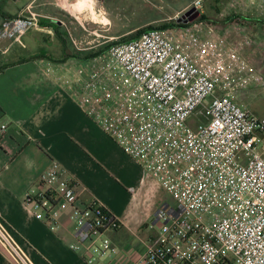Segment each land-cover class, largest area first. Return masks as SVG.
Listing matches in <instances>:
<instances>
[{"label": "built area", "instance_id": "built-area-1", "mask_svg": "<svg viewBox=\"0 0 264 264\" xmlns=\"http://www.w3.org/2000/svg\"><path fill=\"white\" fill-rule=\"evenodd\" d=\"M202 2L192 7L203 13ZM27 12L9 20L0 43L40 26L42 17ZM183 25L115 44L60 81L176 203L156 212V236L122 257L130 264H264V116L242 99L253 84H264V74L243 44L212 38L215 30L202 21ZM200 109L206 120L197 118L193 128L189 121ZM6 131L0 125V139ZM82 191L53 161L24 201L52 230L67 214L73 251L117 255L110 235L122 223L100 202L83 203ZM0 243L14 264H32L1 221Z\"/></svg>", "mask_w": 264, "mask_h": 264}, {"label": "crops", "instance_id": "crops-1", "mask_svg": "<svg viewBox=\"0 0 264 264\" xmlns=\"http://www.w3.org/2000/svg\"><path fill=\"white\" fill-rule=\"evenodd\" d=\"M39 1L41 5H53L49 0H6L10 12L0 9V32L11 17L27 16L28 8L34 3L40 6ZM90 1V13L103 9L100 0ZM47 10L38 14L42 17L39 27L20 40L5 39L0 43V125L7 126L5 136L0 139V221L32 264H130V258L122 257L121 251L140 250L143 241L156 236L159 225L155 214L163 202H158L149 219L152 223L147 224L132 212L131 206L115 209L117 205L101 191L94 176L100 167L119 181L127 167L135 169L138 163L85 114L76 95L60 81L70 71L91 63L99 50L82 53L74 36L67 34V25L59 17L68 13L78 20L73 12L65 8ZM106 20L111 26V21ZM202 22L215 30L212 38L227 37L236 42L246 38L248 26L241 25V21ZM53 161L83 189V203L100 202L122 223L110 235L113 245L120 250L117 255L98 257L90 250L87 257L93 261L89 263L82 251L70 248L76 238L67 214L61 219L62 227L52 230L25 204L26 191L39 181ZM146 177L147 186L163 189L153 178L147 174ZM136 253L133 259L138 258ZM0 264H14L1 243Z\"/></svg>", "mask_w": 264, "mask_h": 264}, {"label": "rangeland", "instance_id": "rangeland-1", "mask_svg": "<svg viewBox=\"0 0 264 264\" xmlns=\"http://www.w3.org/2000/svg\"><path fill=\"white\" fill-rule=\"evenodd\" d=\"M93 1L96 2V0ZM195 1L100 0V5L105 11L99 9L96 14L90 13V0H49L53 5L48 6L41 5L39 1L40 6L34 3L31 9L40 15L45 14L43 11L50 8H65L73 12L78 20L69 16L68 13L59 19L65 21L67 34H72L77 40L79 48L82 49L80 52L88 54L108 45L110 43L108 37L115 38L114 42H116L132 37L136 32L131 30L136 28L175 24L177 17L186 12L183 9ZM234 1L236 0H203V14L207 16L208 22L214 24L238 20V22L241 21V25H247V31L244 34L251 37L252 41L246 43L245 37L237 41L244 45V55L251 65L264 74V0H245L241 4L233 5ZM0 9L3 12H10V6L6 0H0ZM106 18L111 21V26L106 22ZM244 102L253 113L264 116V84H253L246 93ZM197 118L201 121L206 120L203 109L197 111L190 119L191 127L197 126L199 122ZM137 167L135 169L127 167L124 178L118 179L119 181H116V177L111 178L110 172L105 169L104 171L102 167L94 176L101 191L112 199L113 205H117L115 209L121 210L131 206L132 212L145 223L151 224L150 216L160 200L163 205L176 206V203L163 189L157 186L156 189L153 186L148 185V187L145 184L147 179L145 172L138 164Z\"/></svg>", "mask_w": 264, "mask_h": 264}, {"label": "trees", "instance_id": "trees-1", "mask_svg": "<svg viewBox=\"0 0 264 264\" xmlns=\"http://www.w3.org/2000/svg\"><path fill=\"white\" fill-rule=\"evenodd\" d=\"M15 17H17V16H15ZM15 17H11L10 19L15 18ZM207 19H208L207 16H205L204 14H202V16L200 17V19L198 21H205ZM181 26H184V25L183 24H177V23H175V24L164 25V26L149 25V26L143 27V28L139 29L138 31H136V33L132 37L122 39V40H120L118 42L109 43L105 47L99 49V51L96 53V56L99 55V54H102L104 51L108 50L111 46H113L115 44H119V43H122V42H126V41H129V40L138 38L143 33L147 32L149 30H153L155 28L167 29V28H175V27H181Z\"/></svg>", "mask_w": 264, "mask_h": 264}, {"label": "water", "instance_id": "water-1", "mask_svg": "<svg viewBox=\"0 0 264 264\" xmlns=\"http://www.w3.org/2000/svg\"><path fill=\"white\" fill-rule=\"evenodd\" d=\"M16 2L17 0H11ZM202 16V13L196 8L192 7L188 11H186L183 15H181L177 20V24H187V23H194L195 21L199 20Z\"/></svg>", "mask_w": 264, "mask_h": 264}]
</instances>
